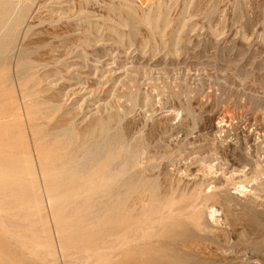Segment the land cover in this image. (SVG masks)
Here are the masks:
<instances>
[{
    "label": "rangeland",
    "instance_id": "1",
    "mask_svg": "<svg viewBox=\"0 0 264 264\" xmlns=\"http://www.w3.org/2000/svg\"><path fill=\"white\" fill-rule=\"evenodd\" d=\"M263 170L264 0H0V264H264Z\"/></svg>",
    "mask_w": 264,
    "mask_h": 264
},
{
    "label": "bare ground",
    "instance_id": "2",
    "mask_svg": "<svg viewBox=\"0 0 264 264\" xmlns=\"http://www.w3.org/2000/svg\"><path fill=\"white\" fill-rule=\"evenodd\" d=\"M236 135H238V134H236ZM238 138H239V137H238ZM242 145H243V144H242ZM242 148H243V147H242ZM242 148H241V149H242ZM251 151H252V150H251ZM246 155H247V154H246ZM249 155H250V154H249ZM252 155H253V154H252ZM250 156H251V155H250ZM251 158H253V157H251ZM248 159H249V157H248ZM253 159H255V158H253ZM249 161H250V159H249ZM249 161H248V162H249ZM251 161H252V160H251ZM222 162H223V161H222ZM252 162H254V160H253ZM205 163H206V162H205ZM233 163H234V162H233ZM233 163H232V164H233ZM249 163H250V162H249ZM256 163H258V162L256 161ZM258 164H259V163H258ZM229 165H230V164H229ZM233 165H234V164H233ZM235 165H236V164H235ZM249 165H250V164H249ZM207 166H208V164H207ZM213 166H214V165H213ZM254 166H255V165H254ZM228 167H229V166H228ZM213 168H214V167H213ZM215 168H216V167H215ZM217 169H218V168H217ZM230 169H231V168H230ZM236 169H237V168H236ZM240 169H241V168H240ZM248 169H249V168H248ZM247 171H248V170H247ZM258 171H259V170H258ZM258 171H257V173H258ZM263 171H264V170H263ZM220 172H221V171H220ZM224 172H225V171H224ZM226 172H228V171H226ZM216 173H218V172H216ZM216 173H215V174H216ZM241 173H242V172H241ZM257 173H256V174H257ZM261 173H262V172H261ZM220 174H221V173H220ZM234 174H235V173H234ZM236 174H237V173H236ZM222 175H223V174H222ZM229 175H230V174H229ZM244 175H245V174H244ZM249 175H250V174H249ZM259 175H260V174H259ZM259 175H258V176H259ZM217 176H218V175H217ZM241 176H242V175H241ZM241 176H240V177H241ZM246 176H247V175H246ZM246 176H245V177H246ZM256 177H257V176H256ZM227 178H228V175H227ZM260 178H261V177H260ZM231 179H233V178L231 177ZM208 180H209V179H208ZM210 180H211V179H210ZM212 180H213V179H212ZM236 180H237V179H236ZM255 180H257V178H256ZM258 180H259V177H258ZM258 180H257V181H258ZM261 180H264V179L261 178ZM231 181H232V180H231ZM259 182H261V181H259ZM238 184H239V183H238ZM263 184H264V183H263ZM263 184H262V185H263ZM211 185H212V184H211ZM213 185H214V184H213ZM232 185H234V183H233ZM215 186H216V185H215ZM202 187H203V185H202ZM206 187H208V186H206ZM206 187H205V188H206ZM211 187H212V186H211ZM217 187H218V186H217ZM230 187H231V186H230ZM239 187H240V186H239ZM241 187H242V186H241ZM228 188H229V187H228ZM257 188H258V187H257ZM243 189H244V187H243ZM206 190H207V189H206ZM226 190H227V189H226ZM226 190H225V191H226ZM229 190H230V188H229ZM256 190H257V189H256ZM204 191H205V190H204ZM239 191H242V190H239ZM239 191H238V192H239ZM199 192H200V191H199ZM205 192H206V191H205ZM215 192H216V191H215ZM236 192H237V191H236ZM200 193H201V192H200ZM243 193H244V192H243ZM249 193H250V192H249ZM252 193H253V192H252ZM262 193H263V192H262ZM262 193H261V196H262ZM217 194H218V193H217ZM233 194H234V193H233ZM233 194H232V195H233ZM245 194H247L246 191H245ZM263 194H264V193H263ZM205 196H206V195H205ZM221 196H222V195H221ZM256 196H259V195H256ZM256 196H255V199H256ZM252 197H253V195H252ZM218 198H219V197H218ZM253 198H254V197H253ZM259 198H260V197H259ZM250 199H251V198H250ZM257 203H258V202H257ZM210 206H211V205H209V207H210ZM207 207H208V206H207ZM217 213H218V212H217ZM216 216H217V215H216ZM212 218H213V217H212ZM213 219H214V218H213ZM215 219H216V218H215ZM125 243H126V242H125ZM115 244H116V243H115ZM112 247H113V246H112Z\"/></svg>",
    "mask_w": 264,
    "mask_h": 264
}]
</instances>
